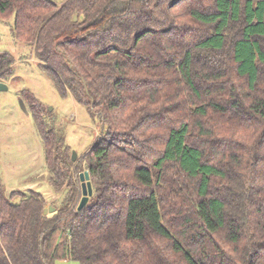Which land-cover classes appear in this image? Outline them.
I'll use <instances>...</instances> for the list:
<instances>
[{
	"label": "trees",
	"instance_id": "16d2710c",
	"mask_svg": "<svg viewBox=\"0 0 264 264\" xmlns=\"http://www.w3.org/2000/svg\"><path fill=\"white\" fill-rule=\"evenodd\" d=\"M10 16L104 134L73 161L21 91L64 195L44 214L0 179V264H264V0H0ZM14 62L0 50V81Z\"/></svg>",
	"mask_w": 264,
	"mask_h": 264
},
{
	"label": "rangeland",
	"instance_id": "374dc122",
	"mask_svg": "<svg viewBox=\"0 0 264 264\" xmlns=\"http://www.w3.org/2000/svg\"><path fill=\"white\" fill-rule=\"evenodd\" d=\"M52 1L61 4L65 0ZM12 26L13 16L0 19V50L10 52L15 59L13 74L0 81L6 86L0 90V179L7 193L32 189L44 196L46 207L51 202L58 205L64 192L55 193L47 182L44 145L27 102L26 110L21 108V91L29 89L45 106L47 127L58 130L70 147L71 156L72 151L76 153V159L104 132L98 118L92 117L71 94L60 96L37 67L38 61L30 47L14 38ZM55 264L78 263L57 260Z\"/></svg>",
	"mask_w": 264,
	"mask_h": 264
},
{
	"label": "water",
	"instance_id": "95a60500",
	"mask_svg": "<svg viewBox=\"0 0 264 264\" xmlns=\"http://www.w3.org/2000/svg\"><path fill=\"white\" fill-rule=\"evenodd\" d=\"M73 19L75 20L76 16H74ZM4 89H6V86L0 83V90H4ZM20 105L23 110H26V106L21 99H20ZM71 159L73 161L76 159V153L74 151H72ZM79 177L81 181L82 196L77 206L78 210L82 209L85 206V204L87 203L89 197L92 195L93 192V188L89 180L88 172L84 171L80 173ZM53 209H54L53 207L49 206L47 208H44L43 213L46 214L48 211H53Z\"/></svg>",
	"mask_w": 264,
	"mask_h": 264
}]
</instances>
